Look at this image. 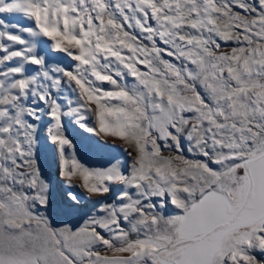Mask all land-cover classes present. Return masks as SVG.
Instances as JSON below:
<instances>
[{"label": "snow or ice", "instance_id": "obj_1", "mask_svg": "<svg viewBox=\"0 0 264 264\" xmlns=\"http://www.w3.org/2000/svg\"><path fill=\"white\" fill-rule=\"evenodd\" d=\"M0 264H264V0H0Z\"/></svg>", "mask_w": 264, "mask_h": 264}, {"label": "rangeland", "instance_id": "obj_2", "mask_svg": "<svg viewBox=\"0 0 264 264\" xmlns=\"http://www.w3.org/2000/svg\"><path fill=\"white\" fill-rule=\"evenodd\" d=\"M10 19L15 18L10 17ZM59 58L61 57H54V59ZM67 133L70 138L73 139L76 145L77 154L79 158L82 160V162L86 163V165L90 167H106L109 165L110 162H115L116 159L121 161V163L123 164H126L128 162V158L120 150V148L102 146L101 144L97 143L98 138H96L94 134H90L82 129H79L74 122L67 123ZM41 142H44L43 135H41ZM40 163L44 174L53 181H55L56 160L50 150H46L41 155ZM62 191L63 189L57 186L56 190L53 192L52 205L48 212V215L51 217L53 224L56 226L60 225L63 222H67L68 219L67 217L60 215L56 211L61 200ZM83 203L85 207L91 206L87 201H84ZM73 223H75V221H73Z\"/></svg>", "mask_w": 264, "mask_h": 264}]
</instances>
